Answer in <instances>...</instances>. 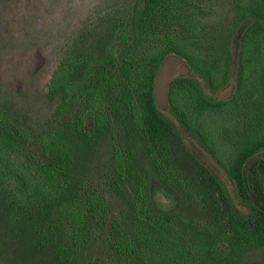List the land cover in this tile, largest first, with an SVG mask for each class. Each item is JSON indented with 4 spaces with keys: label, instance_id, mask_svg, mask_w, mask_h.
<instances>
[{
    "label": "trees",
    "instance_id": "16d2710c",
    "mask_svg": "<svg viewBox=\"0 0 264 264\" xmlns=\"http://www.w3.org/2000/svg\"><path fill=\"white\" fill-rule=\"evenodd\" d=\"M183 1L134 0L119 29L90 48L73 47L43 83L52 109L42 121L0 100V264H264V210L242 180L245 161L264 151V25L241 35L230 98L208 99L185 76L167 87L172 113L249 201L242 212L178 130L141 99L169 54L213 89L227 81L229 49L215 62L204 59L194 47L204 27L195 15L184 16L180 32L165 21ZM237 8L264 19V0ZM109 61L117 73L105 67ZM111 125L120 145L111 155L115 205L107 211L100 198L83 196L81 177L90 149ZM151 180L178 200L184 221L155 208ZM248 182L264 206V159L249 169Z\"/></svg>",
    "mask_w": 264,
    "mask_h": 264
},
{
    "label": "rangeland",
    "instance_id": "374dc122",
    "mask_svg": "<svg viewBox=\"0 0 264 264\" xmlns=\"http://www.w3.org/2000/svg\"><path fill=\"white\" fill-rule=\"evenodd\" d=\"M133 1L0 0V100L12 101L35 120L45 119L52 105L42 97V86L54 65L66 57L73 47L90 48L100 36L119 29L118 19L128 17ZM238 2L243 0H184L165 19L171 24V30L180 32V22L184 16L195 15L204 27L194 47L207 61L219 60L224 47H228V78L217 89L211 88L206 78L194 72L179 56L169 54L163 60H168L170 64L179 61L181 70L176 77L191 78L208 99L226 100L232 96L237 81L241 35L255 23L264 25V19L258 15L250 12L240 15ZM138 4L139 10L141 1ZM105 67L111 72H118L117 62L109 61ZM159 70L156 71L153 88L141 92L145 108L172 124L184 144L224 182L238 209L249 211V201L238 196L235 182L222 163L172 113L167 94L157 92ZM119 145L117 129L111 125L90 149L85 161V173L81 177L83 196L100 198L107 211L115 205L109 185L112 151ZM150 187L154 192L156 209L169 210L181 220L186 219L187 213L176 198L166 193L155 180H151Z\"/></svg>",
    "mask_w": 264,
    "mask_h": 264
},
{
    "label": "water",
    "instance_id": "95a60500",
    "mask_svg": "<svg viewBox=\"0 0 264 264\" xmlns=\"http://www.w3.org/2000/svg\"><path fill=\"white\" fill-rule=\"evenodd\" d=\"M167 61L168 60H166V62H162L160 64V66H159L160 70H159V73H158L157 78H156V89H157V92L159 94H162L163 92H165L167 94L168 82L171 79L175 78L177 73H178V71L181 70L179 61L178 62L176 61V63H174V64H170ZM262 159H264V151H259V152L255 153L254 155H252L251 157H249L245 161V163H244V165L242 167V180H243V184L245 186V189H246L249 197L252 199L253 203L256 206H258L260 209L264 210V206L260 203V201L256 197L255 193L252 191V189H251V187L249 185V182H248L249 169L254 164H256L258 161H260Z\"/></svg>",
    "mask_w": 264,
    "mask_h": 264
}]
</instances>
